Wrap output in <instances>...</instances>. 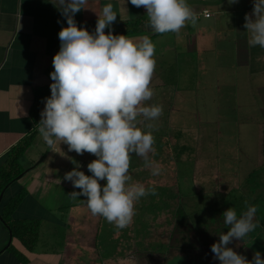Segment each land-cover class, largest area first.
<instances>
[{
	"label": "crops",
	"instance_id": "crops-1",
	"mask_svg": "<svg viewBox=\"0 0 264 264\" xmlns=\"http://www.w3.org/2000/svg\"><path fill=\"white\" fill-rule=\"evenodd\" d=\"M109 2L117 12L112 31L122 22L143 18L142 36L147 31V36L154 41L164 35L151 31L146 9L133 6L130 0H88L87 9L74 17L77 26L94 32L98 16ZM237 3L231 15L222 13L221 9L211 12L207 7L198 12L196 5L191 6L200 17L197 25L193 27L189 23L179 34L174 33L173 49L164 45L155 54L156 64L166 63L165 55L170 54L172 61L168 65L177 58L179 63L175 65L184 68L176 71L172 79L178 89L173 97H178L177 104L188 102L179 96L183 92L180 87L184 91L194 89V86L186 89L188 85L184 84L192 82L186 67L190 65L194 69L200 64L201 68L210 70V89L226 91L227 80L215 78L216 71L226 69L234 76L229 80L237 82V90L243 92L246 99L254 97L250 94L253 91L264 103V49L249 46V34L244 28L245 15L252 13L254 0H246L243 7H238L239 0ZM55 4L56 0H0V264H172V258L187 257L186 253L192 264H220L211 252V245L219 238L212 239L210 246L172 243L177 211L187 200L180 190L181 158L177 161L172 156L165 141L167 137L163 138V146H154L155 152L150 154L162 168L159 176L151 175V169L144 167L141 157H132V182L155 186L158 195L140 198L135 206L136 215L128 227L116 228L104 218L92 215L85 197L73 200L68 195L80 190L63 179L65 173L78 164L79 170L91 175L87 165L96 157L70 152L63 143L49 147L38 131L45 98L51 95L52 61L60 49L58 33L62 27H67L66 19ZM205 12L210 16L206 17ZM108 31L105 29L106 33ZM155 70L150 84L154 95L147 103L164 108L170 102L167 100L171 91L167 83L170 74L167 76L161 65H156ZM193 74L195 78L199 75ZM232 90L235 89L232 87ZM144 123L142 120L140 126L144 127ZM157 123L153 121L154 126ZM24 143H29L28 147L17 157L16 163H12L17 148ZM202 155L195 160L197 167H194L199 174L203 164L209 166L210 176H203L202 188L207 189V181H210V190H213L216 169L210 156L206 155L204 160ZM11 178L14 179L8 183ZM233 190L236 189L226 184L223 196L215 204L230 196ZM21 194L24 195L22 202L9 220L4 221L5 206ZM188 207V214L197 210L194 206ZM219 210L217 205L212 208L210 204V217ZM254 219L257 220L256 215ZM19 223H31L30 232L13 234L8 224ZM243 249L244 246L238 244V250ZM198 257L201 261H196Z\"/></svg>",
	"mask_w": 264,
	"mask_h": 264
},
{
	"label": "clouds",
	"instance_id": "clouds-1",
	"mask_svg": "<svg viewBox=\"0 0 264 264\" xmlns=\"http://www.w3.org/2000/svg\"><path fill=\"white\" fill-rule=\"evenodd\" d=\"M237 2L229 0L230 4ZM130 3L146 9L148 26L156 34H179L189 23L195 27L200 18L187 0ZM87 4L88 0H56L67 27L58 33L60 49L52 61L51 95L45 98L38 131L49 147L63 143L70 152L96 157L87 165L91 175L79 170L78 164L65 173L63 179L80 190L68 195L73 200L85 197L92 215L124 229L133 222L140 198L158 195L155 186L132 182L130 174L133 155L143 159L152 176L162 171L150 157L155 152V126L150 122L162 116L163 106L147 103L154 95L150 84L156 68V45L147 35H114L111 25L117 12L110 2L103 6L94 32L78 27L74 17L87 9ZM244 28L249 46L264 49V0H254ZM245 205L246 211L239 216L231 207L222 214L228 231L211 245L220 264H264L259 251L248 260L229 246L258 226L254 222L257 206L247 201Z\"/></svg>",
	"mask_w": 264,
	"mask_h": 264
},
{
	"label": "rangeland",
	"instance_id": "rangeland-1",
	"mask_svg": "<svg viewBox=\"0 0 264 264\" xmlns=\"http://www.w3.org/2000/svg\"><path fill=\"white\" fill-rule=\"evenodd\" d=\"M187 2L190 6L196 5L198 12L207 7L211 12L221 9L222 13L229 14L233 13L232 9L238 4H230L229 0H187ZM244 4H246V0H239L238 7H243ZM144 33L148 34L147 31ZM142 34L143 32L139 36ZM173 38L174 33H167L154 40L155 54L159 53L164 45L172 48ZM165 58L166 63L157 62L156 65L158 67L161 65L163 72L168 73L167 76L170 74L167 81L171 87L169 88L170 92L167 90L170 97L167 100L170 102L163 108L162 116L157 119L158 123L153 130V135L157 137L154 146L162 147L163 138L167 137L165 141L168 148L172 149V156L177 161L181 158L182 178H179L182 187L180 190L182 195L185 194L187 205L194 206L196 209L210 206V204L212 208L217 205L220 209L217 214L220 216L230 207L234 208L239 216L243 211H246L245 201L249 205L264 206V103L257 98L253 91L250 94H253L254 97L249 96L246 99L244 93L237 90V82L229 80V78L234 79V76H230L225 71L226 69L219 70L220 73L216 71L215 75V78L218 76L227 80L224 83L226 91H221L219 88L210 89V70L201 68L200 64L198 68L195 66L194 69L190 65L186 67L192 82H184V84L188 85L186 89L190 90L193 86L194 89L184 91L180 87L183 92H179V96L182 99H187L188 102L182 105L177 104L178 97L177 99L173 97L178 89L173 85L172 79H174L176 71L179 69L182 71L184 68L175 65L179 63L177 58L172 65H168L172 61L170 54H166ZM193 72L195 75L199 73L196 84L197 78ZM200 80L202 83L199 82ZM232 87L235 90H232ZM220 111L223 113L220 114ZM151 122L153 123V121ZM203 153L205 155H202ZM200 155L204 160H206V155H209L213 160L212 163L216 169L213 174L216 177V183L212 186L213 190H210V181H207V189L202 188L204 187L203 176H210V169L207 170L209 166L203 164L199 174L195 170L197 165L194 162L200 158ZM203 168L205 169L202 170ZM226 184L236 190L215 204L220 196H223ZM201 213V211H194L190 213V216L193 218ZM217 219L218 222H222L221 230L223 232L224 217ZM254 222L258 225L254 231L243 240L233 241L229 245L248 260L253 258L256 251H259L261 257L264 258V229L258 220L254 219ZM240 243L244 246L243 251L238 250V244L239 247L241 246ZM251 250L253 251L251 252ZM186 254L188 257L189 253ZM187 257L172 258V264H192L190 258ZM196 261H201V258H196Z\"/></svg>",
	"mask_w": 264,
	"mask_h": 264
},
{
	"label": "trees",
	"instance_id": "trees-1",
	"mask_svg": "<svg viewBox=\"0 0 264 264\" xmlns=\"http://www.w3.org/2000/svg\"><path fill=\"white\" fill-rule=\"evenodd\" d=\"M144 20L143 18L138 20H132L120 23L115 30H113L114 35H140L143 32ZM25 145L17 148L16 154L12 159V163H16L17 157L21 156L24 150L28 147L29 143H24ZM185 148V147H184ZM172 151V149H171ZM14 178H11L8 183H10ZM185 195V194H184ZM183 195V196H184ZM24 195H18L9 204H7L3 210V220L7 221L11 217L12 213L20 205L23 200ZM185 202L182 203L181 211H177L176 226L172 233V243H181L183 246L196 247V246H210V241L212 239L219 238V236L225 231H228L229 226L224 225V230L222 232V222H218L217 218L223 219L220 214H215L210 217V206H204L202 208H197L196 211H201V215L196 217H191L187 210L189 207ZM198 213V212H197ZM256 219L259 221L260 225L264 229V206L257 207ZM31 223H19L12 224L8 226L12 230L13 234L22 233V231L30 232ZM27 227V228H26ZM29 227V228H28ZM28 244V243H27Z\"/></svg>",
	"mask_w": 264,
	"mask_h": 264
},
{
	"label": "built area",
	"instance_id": "built-area-1",
	"mask_svg": "<svg viewBox=\"0 0 264 264\" xmlns=\"http://www.w3.org/2000/svg\"><path fill=\"white\" fill-rule=\"evenodd\" d=\"M205 16H206V17H209L210 14H209L208 12H205Z\"/></svg>",
	"mask_w": 264,
	"mask_h": 264
}]
</instances>
